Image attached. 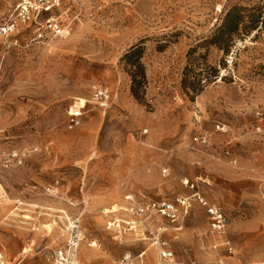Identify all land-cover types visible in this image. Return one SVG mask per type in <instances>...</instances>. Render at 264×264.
<instances>
[{
	"label": "rangeland",
	"instance_id": "374dc122",
	"mask_svg": "<svg viewBox=\"0 0 264 264\" xmlns=\"http://www.w3.org/2000/svg\"><path fill=\"white\" fill-rule=\"evenodd\" d=\"M22 1L0 0V23ZM233 7L242 23L224 33ZM139 63L142 98L131 90ZM197 193L229 217L233 255ZM180 197L191 205L175 221L151 207L137 214ZM75 217L81 264L89 254L113 264L126 250L158 264L149 231L159 229L178 262L264 263V0H60L0 36L7 264H51Z\"/></svg>",
	"mask_w": 264,
	"mask_h": 264
},
{
	"label": "built area",
	"instance_id": "2783aa9c",
	"mask_svg": "<svg viewBox=\"0 0 264 264\" xmlns=\"http://www.w3.org/2000/svg\"><path fill=\"white\" fill-rule=\"evenodd\" d=\"M60 0H24L17 5L12 14L4 23H0V36H7L15 32L20 25V22L28 20L33 14L42 12H51L59 6ZM49 26L55 30V33L61 34L62 29L59 23L54 18L47 19ZM95 97L106 104L110 98L108 89H98L95 92ZM76 111L70 112V125L76 126L80 123V116L82 114L79 107ZM198 139V138H197ZM194 197L206 208L210 220V232L220 239V244L225 246L228 254L233 255L235 247L229 239L228 226L229 217L215 205L210 204L205 198L198 193ZM173 203L169 201L153 202L147 206L137 209V214L146 213L151 207L158 209L161 214L167 215L173 221L179 218L177 206H182L185 209L191 205L190 198L180 197ZM135 227V226H134ZM109 229L121 228V223L117 220L108 222ZM66 241L55 249L51 254V264H81L80 248L85 238L79 218H72L69 220ZM161 229L157 231H149V237L155 243L159 250L158 264H196L194 262H178L174 250L169 246L167 241H164ZM218 246V245H216ZM145 252L141 251L137 254L132 250H126L120 257H118L114 264H139L144 262ZM8 261L3 251H0V264H7ZM221 264H251V263H233L227 259H223ZM264 264V263H261Z\"/></svg>",
	"mask_w": 264,
	"mask_h": 264
},
{
	"label": "trees",
	"instance_id": "16d2710c",
	"mask_svg": "<svg viewBox=\"0 0 264 264\" xmlns=\"http://www.w3.org/2000/svg\"><path fill=\"white\" fill-rule=\"evenodd\" d=\"M238 10H239L238 7H233L229 11L225 19V22L220 27V31L224 33H234L239 30L240 25L242 23L241 21L242 16L239 14ZM139 52H140L139 50L133 49L130 53L126 55V57H131ZM131 76H132L131 90L133 94H135L138 98H142V96L139 94V90L142 86H144L146 77H145L144 67L141 63L137 64L135 69L131 71Z\"/></svg>",
	"mask_w": 264,
	"mask_h": 264
},
{
	"label": "crops",
	"instance_id": "0c3cea01",
	"mask_svg": "<svg viewBox=\"0 0 264 264\" xmlns=\"http://www.w3.org/2000/svg\"><path fill=\"white\" fill-rule=\"evenodd\" d=\"M87 256H89V259H88V261H87V263L88 264H100V262L98 261V257L97 258H95L92 254H89V255H87ZM102 264H108V260H104L103 262H102ZM114 264V263H113Z\"/></svg>",
	"mask_w": 264,
	"mask_h": 264
},
{
	"label": "bare ground",
	"instance_id": "6f19581e",
	"mask_svg": "<svg viewBox=\"0 0 264 264\" xmlns=\"http://www.w3.org/2000/svg\"><path fill=\"white\" fill-rule=\"evenodd\" d=\"M80 103L78 102V104H76V105H79Z\"/></svg>",
	"mask_w": 264,
	"mask_h": 264
}]
</instances>
